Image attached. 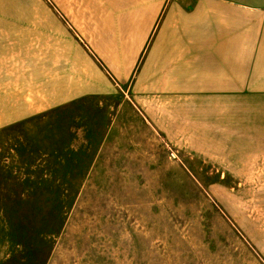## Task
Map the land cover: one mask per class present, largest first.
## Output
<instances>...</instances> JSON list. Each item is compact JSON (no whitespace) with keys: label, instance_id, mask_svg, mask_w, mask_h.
<instances>
[{"label":"rangeland","instance_id":"rangeland-1","mask_svg":"<svg viewBox=\"0 0 264 264\" xmlns=\"http://www.w3.org/2000/svg\"><path fill=\"white\" fill-rule=\"evenodd\" d=\"M0 2L30 56L24 87L21 60L0 75V102L31 112L0 115V264H264V124L206 138L210 124L164 122L127 85L44 107L40 50L54 70L63 34L92 42L126 0Z\"/></svg>","mask_w":264,"mask_h":264},{"label":"crops","instance_id":"crops-1","mask_svg":"<svg viewBox=\"0 0 264 264\" xmlns=\"http://www.w3.org/2000/svg\"><path fill=\"white\" fill-rule=\"evenodd\" d=\"M7 10L0 2V75L15 74L19 59L18 83L24 87L30 56L16 55L15 20L7 18ZM111 17L113 23L92 42L75 30L63 34L54 70L51 64L48 69L46 45L40 50L38 93L44 107L109 95L127 85L149 102L152 113L163 112L164 122L181 116L184 124H210L202 128L206 138L229 137L216 132L232 129L244 117L264 124V0H126L117 18ZM8 82L14 86L16 79ZM55 89L63 92L53 94ZM5 95L3 123L30 116L20 97ZM255 131L252 127V136Z\"/></svg>","mask_w":264,"mask_h":264}]
</instances>
